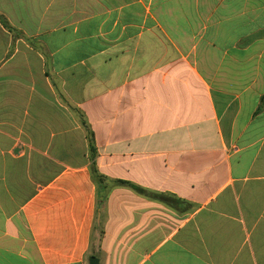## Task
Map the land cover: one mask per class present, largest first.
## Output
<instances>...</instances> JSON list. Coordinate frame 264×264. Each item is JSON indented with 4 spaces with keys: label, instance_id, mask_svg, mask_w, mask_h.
<instances>
[{
    "label": "crops",
    "instance_id": "obj_1",
    "mask_svg": "<svg viewBox=\"0 0 264 264\" xmlns=\"http://www.w3.org/2000/svg\"><path fill=\"white\" fill-rule=\"evenodd\" d=\"M89 257L264 264V0H0V264Z\"/></svg>",
    "mask_w": 264,
    "mask_h": 264
},
{
    "label": "water",
    "instance_id": "obj_2",
    "mask_svg": "<svg viewBox=\"0 0 264 264\" xmlns=\"http://www.w3.org/2000/svg\"><path fill=\"white\" fill-rule=\"evenodd\" d=\"M98 260L94 257L88 258V264H97Z\"/></svg>",
    "mask_w": 264,
    "mask_h": 264
},
{
    "label": "trees",
    "instance_id": "obj_3",
    "mask_svg": "<svg viewBox=\"0 0 264 264\" xmlns=\"http://www.w3.org/2000/svg\"><path fill=\"white\" fill-rule=\"evenodd\" d=\"M90 149H91V151H93L92 147H90ZM139 191H141V190H139ZM162 200L167 201L166 198H162Z\"/></svg>",
    "mask_w": 264,
    "mask_h": 264
}]
</instances>
